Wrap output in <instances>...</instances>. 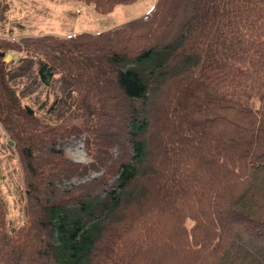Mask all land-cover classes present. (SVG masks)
<instances>
[{"label": "trees", "instance_id": "trees-1", "mask_svg": "<svg viewBox=\"0 0 264 264\" xmlns=\"http://www.w3.org/2000/svg\"><path fill=\"white\" fill-rule=\"evenodd\" d=\"M76 1L108 14L136 0ZM25 41L110 66L72 90L117 154L72 162L51 131L14 127L1 69L24 220L8 230L0 195V264H264V0H157L105 32ZM54 71L39 61V82Z\"/></svg>", "mask_w": 264, "mask_h": 264}, {"label": "rangeland", "instance_id": "rangeland-1", "mask_svg": "<svg viewBox=\"0 0 264 264\" xmlns=\"http://www.w3.org/2000/svg\"><path fill=\"white\" fill-rule=\"evenodd\" d=\"M156 1L136 0L119 5L108 14H100L92 5L76 0H0V72L2 69L5 74L1 97L7 120L19 129L36 126L37 131H51L64 156L72 162L87 164L95 154L101 156L107 149L108 154L116 155L115 147L104 142L99 146L95 144L96 138L89 135L90 123L86 122L89 114L72 90L76 77L90 79L108 70L109 65L98 57L77 51L65 56L51 49L26 47L25 40L105 32L146 15ZM43 59L55 68L48 86L39 82L36 75L38 62ZM12 94L17 97L12 98ZM54 100L58 104L51 110ZM24 107L30 108L32 113L29 115ZM2 122L0 116V195L5 199L7 228L11 230L24 220L23 171L18 152ZM102 172L88 171L62 179L61 189L82 185Z\"/></svg>", "mask_w": 264, "mask_h": 264}, {"label": "water", "instance_id": "water-1", "mask_svg": "<svg viewBox=\"0 0 264 264\" xmlns=\"http://www.w3.org/2000/svg\"><path fill=\"white\" fill-rule=\"evenodd\" d=\"M8 56H6V58H7ZM11 144V143H10Z\"/></svg>", "mask_w": 264, "mask_h": 264}]
</instances>
